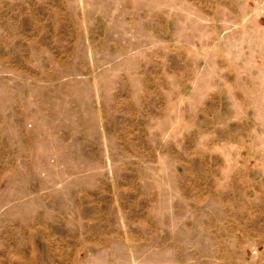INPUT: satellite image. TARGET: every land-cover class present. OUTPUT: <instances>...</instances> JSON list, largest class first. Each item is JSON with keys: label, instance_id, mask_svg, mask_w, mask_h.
I'll return each instance as SVG.
<instances>
[{"label": "rangeland", "instance_id": "rangeland-1", "mask_svg": "<svg viewBox=\"0 0 264 264\" xmlns=\"http://www.w3.org/2000/svg\"><path fill=\"white\" fill-rule=\"evenodd\" d=\"M0 264H264V0H0Z\"/></svg>", "mask_w": 264, "mask_h": 264}]
</instances>
